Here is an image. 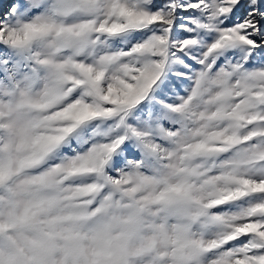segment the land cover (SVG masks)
<instances>
[{
    "label": "snow or ice",
    "instance_id": "snow-or-ice-1",
    "mask_svg": "<svg viewBox=\"0 0 264 264\" xmlns=\"http://www.w3.org/2000/svg\"><path fill=\"white\" fill-rule=\"evenodd\" d=\"M0 264H264V0H0Z\"/></svg>",
    "mask_w": 264,
    "mask_h": 264
}]
</instances>
